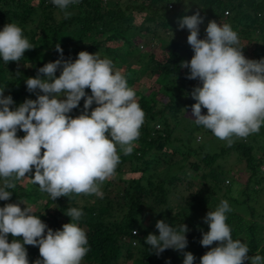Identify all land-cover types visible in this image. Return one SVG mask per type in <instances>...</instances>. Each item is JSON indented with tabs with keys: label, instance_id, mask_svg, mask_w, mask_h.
Here are the masks:
<instances>
[{
	"label": "trees",
	"instance_id": "16d2710c",
	"mask_svg": "<svg viewBox=\"0 0 264 264\" xmlns=\"http://www.w3.org/2000/svg\"><path fill=\"white\" fill-rule=\"evenodd\" d=\"M109 1L0 0V96L13 118L0 119V264H244L247 255L264 264V225L242 227V215L264 218L253 188L264 182V119L251 110L253 125L239 129L228 114L249 98L264 109V0ZM169 16L183 23L170 40L156 37L165 52L150 50L135 74V43L167 32ZM19 44L39 54L21 72L3 55ZM96 52L124 60V71L90 64ZM65 72L56 90L45 84ZM141 76L160 94L146 95ZM185 107L217 114L241 138L208 153L194 142L202 124L186 119L176 139L170 124L178 130ZM232 153L244 184L210 185Z\"/></svg>",
	"mask_w": 264,
	"mask_h": 264
},
{
	"label": "rangeland",
	"instance_id": "374dc122",
	"mask_svg": "<svg viewBox=\"0 0 264 264\" xmlns=\"http://www.w3.org/2000/svg\"><path fill=\"white\" fill-rule=\"evenodd\" d=\"M141 0H134V2L137 4H139ZM56 2H59V0H56ZM126 3V0H110L108 2V4L106 5L107 8H116V7H122L124 4ZM185 9H187L185 7ZM77 10V7L74 6L73 8H71L72 12H75ZM81 11V10H80ZM40 15V16H39ZM42 15V11L41 9H36L35 14L32 16L33 18V22H27L25 23V30L29 32V30H34L35 25L37 24V22L39 21V19L41 18ZM134 21L133 24H137L139 23L140 20V16L134 15ZM139 16V17H138ZM167 32H160V30H158L157 32V36L152 35L150 32H147L145 35L141 36V39L139 41H137L136 47L137 50H135V52H140L143 56L140 58V60H133L132 65H130L129 67L131 68V70L134 71L135 74H139V70L141 67H143V60L145 59L146 54L151 50V51H155V52H165V48L164 45L162 43H157L156 37H158L159 39L162 38L165 42L166 40H170L172 37V32H175L176 29L183 23V20L181 17L178 16H169L167 19ZM202 25L200 24V30H202ZM69 31V29H68ZM159 33V34H158ZM30 34V32H29ZM204 34V33H203ZM205 35V34H204ZM29 36L26 37V39L28 40ZM153 40V42H151ZM69 41V39L67 40ZM147 41H150V45H147L145 43H147ZM74 43V39L71 40V42L69 44ZM38 44L39 42L36 44L35 48H38ZM145 44V45H144ZM246 47H249V44L245 43ZM24 46H22L21 44H19L18 46H14V45H6L4 46V51H3V55L6 58H10V59H14L15 61V68L17 69V71L21 72V71H26L29 70L30 67L27 66V62L28 61H35L38 57L39 54H37L36 52L34 53L33 50H23ZM246 47L242 46L240 48L245 49ZM243 52L242 50L239 51V53ZM244 53V52H243ZM142 59V60H141ZM145 61V60H144ZM88 62L92 65H98L101 67H106L105 70L106 71H114L116 70V68H120L121 70H123V67H126L123 65L124 60H118V59H114L108 55H101L98 54L97 52L94 53L93 55L89 56V60ZM126 64H128V62L125 61ZM262 67V66H261ZM260 69V67L258 68V70ZM261 70H264V67H262ZM124 71V70H123ZM67 73H62L59 77H54L50 80H48L47 83H45L46 85H51L53 87V91L56 90L57 87V83L58 81H60V78L66 77ZM229 78H233L232 75H229ZM141 83L143 85V89H144V93L146 95L149 94H154L158 95L160 94V92L158 91V87L155 86L154 84V79L153 77H145V76H141ZM58 80V81H57ZM57 93V92H56ZM71 93L73 95H76L77 92L75 93V91H71ZM65 94H59L58 96H56V100H58L59 102H63L64 96ZM3 103L5 105V109H0V119H1V115H4V119H6L7 121H13V118L10 116V113L8 112V106L11 104V101L9 100V97L6 95H1L0 96V104ZM242 111L243 112H234V113H228L229 116H233V121L235 122V126L238 127L239 129H245L247 127H250L253 125L252 122V118L248 119L247 117L244 116L245 113L250 112L253 116H255L256 114L262 116V119H264V109L263 110H257L254 102L252 100V98L246 99L243 101L242 105H241ZM118 109V108H117ZM5 111V113L3 112ZM115 112V111H114ZM225 114V113H223ZM221 115H219V117H221ZM215 118V120L213 119ZM213 118L211 117H206L203 114H201L199 111H196L194 109H192L191 107H185L182 108V114L178 116L177 119V126H178V130L174 127V124L171 123L170 124V129L172 131V135L176 138V139H185V135H184V131L181 130V128L185 125L186 123V119L188 121H192V120H196L198 122H200L202 124L203 127H200L199 129H197L198 133L194 134V142L195 143H199L202 141L201 145L203 146V148L208 152H214L216 150H218L221 147H224L225 145L232 143L233 141H238L241 137L240 135L235 132V130H232L228 125H225L224 123L220 122L218 119V115L214 114ZM261 126L264 129V121L261 122ZM205 127L207 129H211L213 130V133H209L205 131ZM41 130V129H40ZM118 132V131H117ZM120 132V131H119ZM3 131L0 127V136H3ZM0 137V140H1ZM12 146H10V148H7V153L11 152L13 150V146L17 145L16 141H12ZM262 145V140L260 139H256L254 146L255 149L257 151L256 154L261 153L260 150L258 149L259 145ZM236 154L232 153L227 155L225 158L221 159L219 161V164L222 165L223 169L226 170V174H225V178H219L220 176H216L215 179V175L212 174L210 176V178L207 179L208 183L210 185H212L213 181H217L218 178V182L217 184H219V186H230L231 185V181H234L237 178H239L238 180L236 179V183H239L237 191H239V187L242 186L244 184V179L247 177L246 173H245V166L243 161H239L238 159L235 158ZM261 171H264V165L260 167ZM195 177H198L197 174L194 175ZM228 182V184H227ZM193 185H197L199 188L201 187V185H199L198 180H195L193 183ZM254 189H256L257 191H259L260 189V195L259 198L261 199V207H264V182H260L259 185L254 186ZM211 192H209L210 194ZM214 193V191H213ZM216 197H220V192L219 193H215ZM227 196V195H226ZM255 198L256 195H255ZM256 203V202H255ZM255 211L260 212L259 209L260 207L257 206V204H253ZM28 208L29 206L27 204H24L22 206V210L25 214H28ZM263 210V209H262ZM230 210L228 209V211L226 212V214H229ZM262 212V211H261ZM264 212V210H263ZM253 213L255 214V212L253 211ZM257 214V213H256ZM203 214H200L198 216V221H202L205 217L202 216ZM262 214H260L261 216ZM244 222L242 223V227L244 230H246V227L250 224V223H258L259 225H264V218H258L257 216L254 217L253 219H249L248 216L246 215H242ZM70 225V223H69ZM69 225L65 226V231L68 230ZM84 230V229H83ZM63 239L65 241L70 242L71 238L68 236L63 235ZM79 239L82 240L83 239V234L80 233L79 234ZM263 246V244H262ZM74 250V249H73ZM254 253H257L254 252ZM225 256V255H224ZM227 256V255H226ZM222 257V256H221ZM221 257H219V259H221ZM259 260H256L254 258H252L251 256H245V260H244V264H257L259 263Z\"/></svg>",
	"mask_w": 264,
	"mask_h": 264
}]
</instances>
